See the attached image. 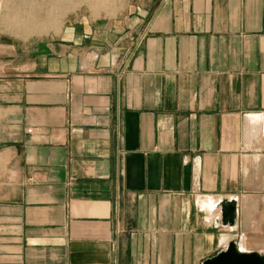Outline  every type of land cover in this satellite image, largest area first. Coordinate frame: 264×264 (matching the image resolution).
Listing matches in <instances>:
<instances>
[{
    "label": "crops",
    "instance_id": "0c3cea01",
    "mask_svg": "<svg viewBox=\"0 0 264 264\" xmlns=\"http://www.w3.org/2000/svg\"><path fill=\"white\" fill-rule=\"evenodd\" d=\"M110 9L0 34V264L264 253V0Z\"/></svg>",
    "mask_w": 264,
    "mask_h": 264
},
{
    "label": "rangeland",
    "instance_id": "374dc122",
    "mask_svg": "<svg viewBox=\"0 0 264 264\" xmlns=\"http://www.w3.org/2000/svg\"><path fill=\"white\" fill-rule=\"evenodd\" d=\"M122 1L123 0H0V34H9L26 39L35 37L36 35L49 31L50 27H47L48 24L53 22L56 25L61 24L66 17L74 13L81 6L90 7L94 11L101 9L107 13H112L113 11L110 8ZM25 11H31L32 17H34V26L26 31L21 29L22 27H19L17 24L18 21H16L18 19L22 20L23 13H26ZM242 246L244 247V245ZM260 251H264V249Z\"/></svg>",
    "mask_w": 264,
    "mask_h": 264
},
{
    "label": "water",
    "instance_id": "95a60500",
    "mask_svg": "<svg viewBox=\"0 0 264 264\" xmlns=\"http://www.w3.org/2000/svg\"><path fill=\"white\" fill-rule=\"evenodd\" d=\"M222 226H234L237 217L236 200H222L219 204ZM202 264H264V253L241 251L232 240L225 249L205 259Z\"/></svg>",
    "mask_w": 264,
    "mask_h": 264
},
{
    "label": "bare ground",
    "instance_id": "6f19581e",
    "mask_svg": "<svg viewBox=\"0 0 264 264\" xmlns=\"http://www.w3.org/2000/svg\"><path fill=\"white\" fill-rule=\"evenodd\" d=\"M106 1V0H105ZM104 2V1H103ZM100 4V3H99ZM20 7V6H19ZM22 12H24V11H22ZM26 12V11H25ZM24 15H23V18H22V20L21 19H18V20H16V21H18V25H19V27H22L21 29H24L25 31L26 30H28V29H30V28H32L33 26H34V23H33V21H34V17H32V12L31 11H29V12H26V13H23ZM19 16V15H18ZM21 16V15H20ZM16 19H17V17H16ZM12 20V19H11ZM15 21V20H14ZM43 21H45V20H43ZM53 24H54V22H53ZM15 25V24H14ZM25 27V28H24ZM45 28V27H44ZM19 29V28H18ZM30 32H31V30H30ZM32 35V34H31ZM226 238H227V236H226ZM238 245V248H239V250H241V251H245V248L242 246V244L241 245H239V244H237Z\"/></svg>",
    "mask_w": 264,
    "mask_h": 264
},
{
    "label": "built area",
    "instance_id": "2783aa9c",
    "mask_svg": "<svg viewBox=\"0 0 264 264\" xmlns=\"http://www.w3.org/2000/svg\"><path fill=\"white\" fill-rule=\"evenodd\" d=\"M28 132H32V129H29Z\"/></svg>",
    "mask_w": 264,
    "mask_h": 264
}]
</instances>
